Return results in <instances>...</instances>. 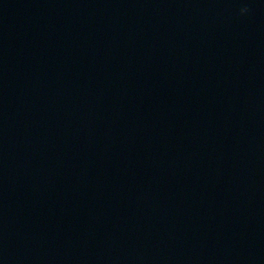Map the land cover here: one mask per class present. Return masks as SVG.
Here are the masks:
<instances>
[{
	"label": "water",
	"instance_id": "water-1",
	"mask_svg": "<svg viewBox=\"0 0 264 264\" xmlns=\"http://www.w3.org/2000/svg\"><path fill=\"white\" fill-rule=\"evenodd\" d=\"M0 264H264V0H0Z\"/></svg>",
	"mask_w": 264,
	"mask_h": 264
},
{
	"label": "clouds",
	"instance_id": "clouds-1",
	"mask_svg": "<svg viewBox=\"0 0 264 264\" xmlns=\"http://www.w3.org/2000/svg\"><path fill=\"white\" fill-rule=\"evenodd\" d=\"M247 11H248L247 8H243V9H241V12H242V13L247 12Z\"/></svg>",
	"mask_w": 264,
	"mask_h": 264
}]
</instances>
